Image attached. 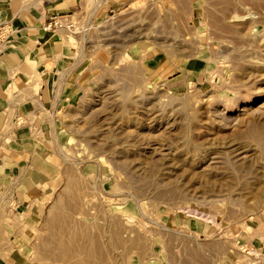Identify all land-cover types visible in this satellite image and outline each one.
<instances>
[{"label":"rangeland","instance_id":"rangeland-1","mask_svg":"<svg viewBox=\"0 0 264 264\" xmlns=\"http://www.w3.org/2000/svg\"><path fill=\"white\" fill-rule=\"evenodd\" d=\"M86 1L88 29L65 37L82 91L22 163L44 179L39 199L0 191V262L218 264L228 243L247 251L264 238V0L94 14Z\"/></svg>","mask_w":264,"mask_h":264},{"label":"crops","instance_id":"crops-1","mask_svg":"<svg viewBox=\"0 0 264 264\" xmlns=\"http://www.w3.org/2000/svg\"><path fill=\"white\" fill-rule=\"evenodd\" d=\"M129 1L103 0L95 13L102 8L112 11ZM86 2L0 0V23L10 21L16 28L11 47L0 62V191L6 196L12 191L17 200L39 199L44 179H34L28 164L24 167L22 163H27V156L36 155L37 134L47 124L48 114L79 98L82 91L74 50L65 42L69 34L64 30L45 31L43 26L52 15L78 14ZM178 222L182 226L181 220ZM185 225L201 237L213 229V225L192 219ZM244 248L247 251L229 247L228 243L218 257L215 253L211 256L218 264H264V238L257 244L247 242Z\"/></svg>","mask_w":264,"mask_h":264},{"label":"built area","instance_id":"built-area-1","mask_svg":"<svg viewBox=\"0 0 264 264\" xmlns=\"http://www.w3.org/2000/svg\"><path fill=\"white\" fill-rule=\"evenodd\" d=\"M87 3V2H86ZM85 3V5H86ZM103 0H92V6H89L91 14H94L96 10L102 5ZM80 7L78 14L62 16L52 15L50 16L45 25L43 26L45 31H58L64 30L69 35H76L80 32L86 31L88 28L85 19L86 6ZM85 23V24H84ZM16 28L10 21H3L0 23V62L5 55L9 47H11L12 41L15 38Z\"/></svg>","mask_w":264,"mask_h":264},{"label":"bare ground","instance_id":"bare-ground-1","mask_svg":"<svg viewBox=\"0 0 264 264\" xmlns=\"http://www.w3.org/2000/svg\"><path fill=\"white\" fill-rule=\"evenodd\" d=\"M69 37H70V35H69ZM70 39H72L73 40V38H70ZM75 43V42H74Z\"/></svg>","mask_w":264,"mask_h":264}]
</instances>
